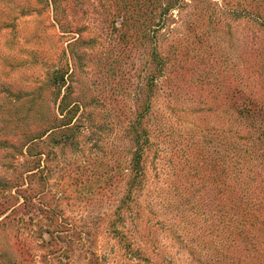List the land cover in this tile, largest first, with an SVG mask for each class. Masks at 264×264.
Instances as JSON below:
<instances>
[{
  "label": "trees",
  "instance_id": "trees-1",
  "mask_svg": "<svg viewBox=\"0 0 264 264\" xmlns=\"http://www.w3.org/2000/svg\"><path fill=\"white\" fill-rule=\"evenodd\" d=\"M30 1L26 8L36 10L38 19L50 9V25L58 28L56 38L64 46L57 55L41 58L43 81L25 91L24 96L32 99L52 93L56 99L54 112L28 125L24 134L27 157L39 155L41 163L42 156L54 155L51 149L59 140L52 134L70 145L84 133L75 130V112L81 104L72 99V65L79 59L80 65L83 55L91 57L98 51V57L105 59L102 72L117 65L113 81L125 79V86L134 89L132 110L117 129L119 144L106 152L108 162L98 168L96 160H101L96 153L82 164L77 158L64 162L68 165L65 176L74 169L78 173L72 178L77 177L79 186L96 178L101 169L104 182L108 180L111 186L116 179L117 202L112 213L88 221L81 215L77 220H61L56 209L62 196L51 193L49 201L44 195L50 189L35 193L42 214L59 227L65 224L70 230L68 240L83 249L81 261L86 262L81 264H170L168 247L164 250L158 245L160 227L152 211L155 203L149 199L156 195V189H148L145 166L152 134L165 135L168 149L165 165L171 176L166 173L165 193L170 197L165 198V208L176 227L165 224V236L172 245L187 252L190 264H264V0ZM239 26L245 30L238 39L239 52L233 51L230 58L222 56L223 38L218 36L212 45V37L224 34L226 27L233 46L232 32ZM91 43L96 46L84 47ZM214 51L217 56L212 55ZM199 63L203 68L196 70ZM85 67H91L90 60ZM183 88L189 90L193 102L202 99L193 118L186 111L178 114L172 105L174 93ZM157 97L165 100V129L160 124L163 118L154 117L147 124V112ZM181 123L188 125L184 136L178 134ZM43 137L49 148L46 154L36 151V140ZM35 169L40 180L48 178V165ZM28 197L33 196L25 197V202ZM177 226L186 234L194 232L188 243ZM99 231L112 241L106 253L87 247L86 241L101 235ZM196 238L198 250L189 243ZM69 247L58 244L46 254V264H78L79 252Z\"/></svg>",
  "mask_w": 264,
  "mask_h": 264
},
{
  "label": "rangeland",
  "instance_id": "rangeland-1",
  "mask_svg": "<svg viewBox=\"0 0 264 264\" xmlns=\"http://www.w3.org/2000/svg\"><path fill=\"white\" fill-rule=\"evenodd\" d=\"M30 3H33V0ZM26 7L30 8L27 0H0V264H46V254L52 253L58 244L70 245L69 248L73 247V250H77L79 252L76 251L79 254L78 264H81V262H86V259L81 261L83 249L79 246L75 247V243L68 240L67 235L70 230L65 229L67 228L65 224L62 225L65 227H59L58 223L53 222V218L42 214L43 212L37 205L39 199L36 194L37 191L44 188V190L50 189V192L48 191V194L44 195L49 201L51 193L55 196H62L63 200L59 202L60 207H58L60 210L56 209L57 214L62 217L61 220L67 218L70 220L72 217L77 220L81 215L85 221H88L100 214L112 213L117 202L116 179L110 186L108 180L104 182L101 169V171H97L99 175L96 178L79 186L75 181L77 177L72 178L78 172L70 168L71 172L65 176L63 170L66 168L64 166L68 165H64V162L74 158L76 162L77 158V162L82 164L83 159L88 160L87 156L93 153L99 155L101 160H96L98 168H102L103 164L108 162L109 157L106 156V152L111 147L113 148V144H117V146L119 144L117 129L119 124L128 118L126 115L129 114V110H132L134 89L125 86V79L113 81V76H118L117 71L114 72L117 65L110 66L106 73L102 72V63L105 59L98 57V51H93L91 57L83 55L80 65L78 63L80 59L73 64L74 66L72 65L75 90L72 99L79 100L81 104V107L79 106L75 112V118H77L75 130L77 133L83 130L84 133L70 145H63L59 135L52 134L51 137L54 136L55 140H59L51 149L55 153L54 155L51 152L50 156H42L41 163L38 160L39 155L29 156L32 159L27 157L24 154L27 140L24 134L27 127L33 123L36 124L50 112H54L56 99L53 93L46 97L41 95L37 99H32L30 96L25 97L24 94L26 90H30L43 81L41 58L44 60L51 55H57L64 43L62 40L57 41L58 28L50 25V9L45 10L43 19H38L37 11L29 10ZM241 26L233 29L232 35L235 41L233 46L228 43L226 27L223 28L224 34L212 37V45L218 41V36L223 38L220 50L222 56L230 58L233 51L239 52L238 39L244 30ZM53 34L55 35L53 36ZM87 46L96 45L91 43L84 47ZM214 52L212 55L217 56V51ZM87 60L91 62L90 68L85 67ZM130 62L132 61L130 60ZM129 63L127 68L130 67ZM215 67H218V64ZM199 68H203L201 63L196 66V70ZM224 68L226 69V67ZM120 70L126 73V77H129V73L124 67H121ZM215 70L217 69L215 68ZM91 72L92 75H90ZM135 83L133 82V84ZM125 87H127L126 90H124ZM224 89L227 90L226 87ZM125 91H127L126 94ZM174 95L172 105L177 109L176 112L182 114L186 111L185 115L193 118L196 114L194 109L202 99L199 97L193 102L192 96L186 88ZM159 97L151 102V107L146 115L147 124L154 122V117L163 118L159 120L165 129L167 109L165 111L164 98ZM187 108L192 110H187ZM209 122L211 123L212 120ZM87 126L88 131H85ZM187 127V124H178L179 136H184ZM44 140L47 138L37 139L35 144H37V152L43 151L46 154L49 148L46 147V143H43ZM150 140L153 146L146 158L145 166L148 189H156V195L151 194L149 199H153L152 203H155L152 211L155 214L156 225L160 227L158 229V245L164 247V250L166 246L168 247L170 264H190L192 260L187 252L178 250L175 245H172L174 242L165 236V224L176 227V223L172 219L168 220L172 214L169 213L167 207L165 208V198L170 197L165 193L166 173L171 176V172L165 165V150H168L165 148V135L160 138V136L152 134ZM31 151L32 153L36 152L34 148ZM39 164L48 165L49 173L46 180H40V173L35 169ZM69 174L71 177L68 176ZM145 191L144 188V193ZM88 194L91 196L89 203L86 201ZM28 195L33 197H28V201L25 202L24 198ZM142 197L144 196L142 195ZM80 223L79 221L78 224ZM180 225L184 226L185 224ZM178 226L177 232L179 231L180 237L188 243L190 239L188 236L194 232L190 230L186 234L184 230L178 229ZM185 229L188 228L185 227ZM99 233L101 235L96 234V237H92L91 241H86L87 247L93 249L94 252L106 253L112 241L101 231ZM54 236L60 237L54 238ZM189 243L197 250L200 249L198 238Z\"/></svg>",
  "mask_w": 264,
  "mask_h": 264
}]
</instances>
